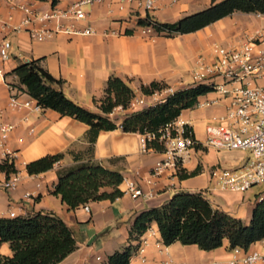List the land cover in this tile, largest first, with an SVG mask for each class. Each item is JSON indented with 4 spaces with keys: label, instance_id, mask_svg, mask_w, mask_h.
Instances as JSON below:
<instances>
[{
    "label": "crops",
    "instance_id": "1",
    "mask_svg": "<svg viewBox=\"0 0 264 264\" xmlns=\"http://www.w3.org/2000/svg\"><path fill=\"white\" fill-rule=\"evenodd\" d=\"M72 1L58 0L52 6L51 1L12 0L9 3L0 0V42L8 40L11 43L9 59L4 62L0 59V71L4 74L3 78L0 77V125L14 126L3 143L15 154L12 163L19 177L15 189L5 191L0 188V217L10 218L9 212H14L16 217L40 211L56 214L76 240V249L58 264H105L110 255L130 245L136 247L129 257L133 264H140V258L152 264H206L209 260H228L231 254L227 240L218 249L202 251L195 245L183 246L178 242L163 245L154 223L138 239H129V234L140 212L159 207L171 198V194L203 192L207 199V195L212 192L216 195L218 206H230L242 194L213 188L214 180L209 171L214 166L239 168L249 157L248 152L215 151L202 146L194 148L184 157L179 170L190 173L199 168L197 175L181 180L178 177L179 170L166 169L159 177L151 179L152 184L149 185L146 180L154 166L165 158V153L153 149L142 152L143 136L117 129L100 132L95 142L90 143L86 138L88 127L70 117H62L44 109L38 112L11 109L8 105L10 92L7 84L17 85V78L10 74L17 66L26 61L38 60L39 65L51 76L62 80L60 90L67 98L85 109L97 112L93 100L103 96L110 76L125 81L135 92V97L142 96L139 90L141 85L152 82L184 85L190 81L191 69L198 57L210 60L212 44H242L256 30L264 32V16L237 12L194 33L168 38L151 31L149 35L142 36L139 34L142 27L137 26L138 18L148 14L158 22L175 23L208 8L212 1L222 0H159L148 13L138 5L139 0H126L122 9H119L118 0H103L86 8L84 20L62 22L63 26L72 25L78 30L91 27L96 31L94 35L58 32L38 41L31 38L29 28L25 26L14 30L25 18L20 7L32 5L40 11L51 7L63 9ZM46 27L54 29V24ZM33 28L37 30L42 26L35 25ZM113 31L116 34H111ZM127 31L132 34H127ZM27 99L30 98L25 93L19 94L20 102ZM227 104L226 98L211 92L199 97L197 106L183 110L179 117L188 123L194 140L201 144L205 140V127L225 116ZM139 110V107L126 110L117 108L110 117L119 118L113 121L120 125L127 115ZM57 154H62V159L50 170L27 174L28 163ZM75 157L78 160L75 161ZM88 160L120 172L123 180L118 189L122 195L114 201L87 203L89 212L84 210L85 205L69 210L59 197L52 195L58 172ZM0 161H3L1 151ZM6 179V174L0 172V184ZM125 180L136 182L143 192L152 191L153 197L148 201L132 199L124 194ZM25 194L31 197L26 198ZM156 198L157 203H152ZM254 206H250L247 219L242 222L244 225H249ZM250 249L264 254V239L252 244ZM11 254L8 244H0V256L8 257Z\"/></svg>",
    "mask_w": 264,
    "mask_h": 264
},
{
    "label": "trees",
    "instance_id": "2",
    "mask_svg": "<svg viewBox=\"0 0 264 264\" xmlns=\"http://www.w3.org/2000/svg\"><path fill=\"white\" fill-rule=\"evenodd\" d=\"M51 1L55 6L58 0ZM264 16V0H222L197 13L183 17L175 23H161L148 14L138 18L137 26L151 27L157 35L172 38L197 32L234 13ZM127 34H132L127 31ZM17 85L10 84L20 93H25L42 109L70 117L88 127L86 138L94 143L102 131L121 130L123 133L154 135L146 139V148L163 152L158 142L159 131L172 123L183 110L193 109L198 98L213 92L212 88L198 85L181 89L170 95L163 103L148 106L127 115L117 125L110 118L115 109L126 110L135 97L133 89L122 79L110 76L99 100H93L98 111L93 112L67 98L60 90L62 80L51 76L38 60L21 63L12 72ZM160 84L152 82L141 85L140 92L150 96L159 90ZM198 147V146H197ZM90 152V149H89ZM62 159V154L45 156L26 165L29 175L50 170ZM78 160L75 157V161ZM0 172L8 177L16 173L13 163L0 161ZM199 168L187 173L178 171L179 179L194 177ZM123 177L99 162L88 160L58 172V180L52 195L59 197L69 210L80 205L102 200L114 201L122 195L118 189ZM154 223L162 243L169 246L175 242L183 246L195 245L202 251H212L227 240L229 248L248 250L250 246L264 239V196L257 200L252 210L249 225L222 212L206 199L202 192H180L159 207L140 212L131 226L129 239H138ZM6 243L11 256H0V264H58L76 249V240L68 226L53 212H34L24 217H0V244ZM135 246H128L114 252L105 264H127Z\"/></svg>",
    "mask_w": 264,
    "mask_h": 264
},
{
    "label": "built area",
    "instance_id": "3",
    "mask_svg": "<svg viewBox=\"0 0 264 264\" xmlns=\"http://www.w3.org/2000/svg\"><path fill=\"white\" fill-rule=\"evenodd\" d=\"M6 1L12 2V0ZM102 1L74 0L63 9L51 7L45 11H40L32 5L20 7L25 18L14 30L25 26L29 28L31 38L38 41L49 38L53 33L58 32L91 36L96 34V31L91 27L78 30L72 25L63 26L62 22L84 20L86 8ZM157 1L159 0H139L138 5L148 13L154 9V4ZM125 2L126 0H118L119 9L123 8L122 5ZM51 23L54 24V29H47L46 26ZM35 25H40L42 28L35 30L33 28ZM143 28L148 33L153 31L151 27ZM111 34H116V32L113 31ZM10 49L11 43L8 40L0 42V59L3 62L9 59ZM212 53V61L208 65H201L196 71L194 79L212 88L213 92L228 100L226 114L205 127V140L201 144L194 140L188 123L180 117L161 129L158 142L164 148L165 158L151 170L149 179L146 180L149 185L152 184L151 179L159 177L166 169L178 171L189 151L201 146L215 151H245L250 154L239 168L214 166L210 169V177L214 180L215 188L219 191L242 194L254 185L264 184V32L256 30L252 36L238 46L214 45ZM3 76L4 74L0 71V77L3 78ZM7 87L10 92L8 105L11 109H30L35 112L42 110L32 99L20 102V92L10 84H7ZM173 93L172 89H166L160 93L155 91L148 97L149 105L163 103ZM143 105H146L144 95L134 97L128 108L135 109ZM26 120L25 118L24 121ZM13 129L12 124L0 125L1 156L8 163L13 161L15 154L5 147L3 142ZM146 139L150 141L155 139V136L145 135L141 144L142 152L148 150ZM18 182V175L12 173L0 184V188L10 191L16 188ZM124 194L129 195L132 199L142 198L145 201L153 197L152 191L143 192L136 182L128 180L124 181ZM25 197L30 198L31 195L25 194ZM84 210L89 212L87 205L84 206ZM9 217L15 218L16 216L14 212H9ZM230 254L231 257L226 261L209 260L206 264H264V254L258 250L250 248L243 250L235 247L230 249ZM97 260L99 261L100 258ZM139 263L152 264L145 258H140ZM127 264H133L130 258Z\"/></svg>",
    "mask_w": 264,
    "mask_h": 264
},
{
    "label": "rangeland",
    "instance_id": "4",
    "mask_svg": "<svg viewBox=\"0 0 264 264\" xmlns=\"http://www.w3.org/2000/svg\"><path fill=\"white\" fill-rule=\"evenodd\" d=\"M143 29L139 30V34L140 35L147 36V35L150 34L151 31L148 33L146 30H143ZM214 45H219V44L218 43L212 44L210 60H208V59H206V58H204L202 56H200V57H198L196 59V61L194 63V66L191 69V79H190V81H187L186 83H184V85H179V86L167 85L165 83H159L160 84V88H159V90H156V91L160 93L161 91H165L166 89H172V90H174V92H176V91L181 90V89H186V88L195 87V86H198V85H203L199 81L194 79V75L196 74V71L199 70L201 65H208L212 61V58H213L212 49H213ZM139 90H140V87H139ZM148 97L149 96H145L146 104H149V102H150L149 101L150 99ZM148 106H150V105H143V106H141L139 108H141V110H142V109H144V108H146ZM110 118L112 120H116V121L119 119L116 116H111ZM141 136H143V138H145L144 135H141ZM249 156H250V154H249ZM212 187L213 188L215 187V182L212 184ZM202 194H203V192H202ZM173 196H174L173 194L170 195L171 198ZM215 196L216 195L214 193H212V192L207 195V199L212 204L213 207L218 208L222 212H224V213L230 215L231 217L236 218V219H238V220H240L241 222L244 223L246 221V219H247V215H248L250 206L254 205L259 197L264 196V184L252 186L246 192L242 193V197L241 198H237V199L233 200V202H232V204L230 206H225V205H224V207L218 206ZM157 201H158V199L156 198V199H154V201L152 203H157Z\"/></svg>",
    "mask_w": 264,
    "mask_h": 264
}]
</instances>
